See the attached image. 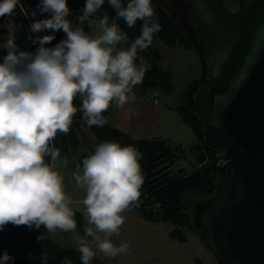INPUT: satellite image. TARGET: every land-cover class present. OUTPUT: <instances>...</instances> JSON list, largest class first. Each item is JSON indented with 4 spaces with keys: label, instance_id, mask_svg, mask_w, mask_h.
Segmentation results:
<instances>
[{
    "label": "clouds",
    "instance_id": "obj_1",
    "mask_svg": "<svg viewBox=\"0 0 264 264\" xmlns=\"http://www.w3.org/2000/svg\"><path fill=\"white\" fill-rule=\"evenodd\" d=\"M104 3L86 0L79 24L74 25L68 19V0H40L39 11L51 18L32 23L31 32L63 30L66 38L46 47L55 37L36 36L32 42L39 47L34 53L18 50L11 33L0 45L7 49L0 63V231L11 223L43 226L49 235L57 230L75 232V215L82 204L84 235L73 237L82 264H91L97 250L107 258L131 254L128 243L117 246L112 238L125 222L123 213L139 207L140 153L133 145L98 144L83 159L82 169L77 165L72 174L75 186L84 192L82 200L74 201L55 168L60 149L54 141L58 133L68 134L77 112L89 127H104L110 106L123 109L135 100L133 88L142 83L146 71L142 57L136 63L138 51L148 49L161 30L152 0H108L116 17L109 22L104 15L97 31L90 17ZM18 4L19 0H2L0 17L11 16ZM119 19L129 28L142 21L141 33L130 45ZM85 22L90 32L85 31ZM13 259L4 251L0 264ZM62 264L73 262L66 257Z\"/></svg>",
    "mask_w": 264,
    "mask_h": 264
},
{
    "label": "water",
    "instance_id": "obj_2",
    "mask_svg": "<svg viewBox=\"0 0 264 264\" xmlns=\"http://www.w3.org/2000/svg\"><path fill=\"white\" fill-rule=\"evenodd\" d=\"M238 1L237 11L223 0L169 8L202 64L182 99L227 165L214 194L193 203L195 226L219 264H264V0Z\"/></svg>",
    "mask_w": 264,
    "mask_h": 264
},
{
    "label": "trees",
    "instance_id": "obj_3",
    "mask_svg": "<svg viewBox=\"0 0 264 264\" xmlns=\"http://www.w3.org/2000/svg\"><path fill=\"white\" fill-rule=\"evenodd\" d=\"M2 2V0H0ZM86 0H68L70 11L82 14ZM40 0H19L15 11L11 16L0 17V24L10 21L14 27V38L20 51L35 52L39 44H33L36 36L53 35L55 39L46 47H54L61 41L62 30H45L32 33L30 25L37 20L51 18L50 13H41L37 7ZM126 3V0H125ZM155 20L161 25V30L154 34L151 46L138 51L137 65L148 63L141 84L134 86L133 90L146 94L156 91L161 96V105L165 108L175 110L195 134L197 141L190 147L191 156L188 157L183 147L179 144L173 145L172 139L168 137H154L150 140L135 139L126 132L112 126L110 122L109 109L104 113L108 124L104 127H89L82 119V113L77 112L73 117V123L68 134L58 133L54 141L55 147L60 149V158L67 159L75 156L82 169L83 159L94 153L98 144L105 141L119 142L121 146L133 145L140 153L139 164L143 176V184L140 189L141 196L139 207L131 211H138L150 222L169 221L175 228L170 232L172 239L180 242L188 240V232L195 224L187 211L185 198L194 193L211 196L216 191L219 180L227 173V165L221 161L224 152L207 145L206 126L199 116L189 106L184 104L181 95L173 96V79L169 70L162 63L164 54L158 45L162 42L169 49L182 48L193 49V44L187 36L181 24L170 14L160 0H152ZM36 12L33 16L32 13ZM104 15L109 17V22L116 17L115 10L105 0L104 5L92 17L102 19ZM122 31L128 35L129 45L141 33L142 21H137L134 27L129 28L123 19L117 21ZM29 36L32 39H29ZM7 55V49H3L0 55V63ZM189 87V85L187 86ZM185 88V90L187 89ZM180 96V98H179ZM79 106L80 101L75 102ZM91 133L96 142L89 143L88 134ZM87 145L88 149L82 148ZM193 159L191 166L180 167L179 161ZM46 162H51L47 157ZM81 235H84L83 216L77 211L75 215ZM44 235L43 239H37ZM54 235H49L42 226L36 229L27 225L15 226L11 223L0 231V256L7 251L14 259L9 264H62L67 257L73 264H82L80 253L73 247H64L57 243ZM91 264H107L96 256ZM195 264H202L196 260Z\"/></svg>",
    "mask_w": 264,
    "mask_h": 264
},
{
    "label": "rangeland",
    "instance_id": "obj_4",
    "mask_svg": "<svg viewBox=\"0 0 264 264\" xmlns=\"http://www.w3.org/2000/svg\"><path fill=\"white\" fill-rule=\"evenodd\" d=\"M164 2L162 1V4L181 24L180 18L176 16L174 11H171L169 6H167L166 1ZM223 2L229 10L236 11L239 9L238 0H223ZM10 33L14 35L12 22L6 21L5 23L0 24V45H3L6 42ZM65 38L66 35L64 33L62 39ZM158 45L165 57L162 65L172 74L174 86L173 96L177 97L180 93L179 95H181V98L180 96L179 98L181 101L184 93L189 88L187 86H190V84H192L201 75L202 64L199 55L195 48L191 50L182 48L172 50L160 41H158ZM3 49V47H0V55ZM145 64L147 67L148 63L145 62ZM186 87L187 89L185 90ZM146 94L141 95L143 98L151 100L147 98ZM152 101L155 102L154 100ZM171 131H175V128ZM178 131V134H176L178 138L171 141L174 146L177 144L181 145L187 156L190 157V147L197 141V138L187 126L184 127L183 125V127ZM91 137L92 139H95V137L89 133V141L93 144L94 141L91 140ZM178 139L180 140L178 141ZM82 148L88 149V146L85 145ZM191 160L193 159H183L182 161H179V166L189 167L191 166ZM77 165H79V163L74 155L69 159L65 157L59 158L55 165L56 170H58L64 177V185L67 194H69L74 201H80L84 197L83 190H80L75 186V181L72 175L76 171ZM203 197L206 196L190 193L185 198L186 208L193 223V203L198 202ZM80 209L81 210L79 212L83 216L82 204L80 205ZM123 215L126 219L120 228V233L112 239L117 246L121 242L128 243L130 245L131 254L118 255L115 258H107L97 250L96 257L103 262L107 264H195L196 260H200L202 264H219L215 255L203 242L202 235L196 226H193L191 230H186L188 232V240L186 242H180L171 238L170 232L175 228V226L169 221L150 222L146 220L138 211H127L123 213ZM83 224L85 225L84 217ZM77 234L81 235L78 224L75 232L65 233L57 230L54 235V239L57 243L64 247H73L77 249L78 246L76 241L73 239V237Z\"/></svg>",
    "mask_w": 264,
    "mask_h": 264
},
{
    "label": "crops",
    "instance_id": "obj_5",
    "mask_svg": "<svg viewBox=\"0 0 264 264\" xmlns=\"http://www.w3.org/2000/svg\"><path fill=\"white\" fill-rule=\"evenodd\" d=\"M80 15L82 14L79 12L70 11L68 19L74 25L79 24L78 17ZM90 19L93 21V28L98 31L100 19L96 17H90ZM84 28L85 31L90 32L87 22H85ZM63 36L64 32L62 30ZM61 40L63 39L61 38ZM133 92L135 93V100L127 103L123 109L117 108L114 104L109 107L112 126L126 132L135 139L150 140L154 137H168L173 140L178 138L176 135L179 132L178 130L183 125L186 127L180 115L175 114L177 113L175 110L165 108L161 104L143 98L135 90ZM174 128L175 131L172 132L171 130ZM91 140L94 141L93 144L96 142L92 137ZM89 143L92 144L90 141Z\"/></svg>",
    "mask_w": 264,
    "mask_h": 264
},
{
    "label": "built area",
    "instance_id": "obj_6",
    "mask_svg": "<svg viewBox=\"0 0 264 264\" xmlns=\"http://www.w3.org/2000/svg\"><path fill=\"white\" fill-rule=\"evenodd\" d=\"M147 98L148 99H151V100H154L156 103L158 104H161V96L159 95L158 92L156 91H149L147 94H146ZM224 159V158H223ZM224 160L221 161V163L223 162ZM223 164V163H222ZM225 165V164H223Z\"/></svg>",
    "mask_w": 264,
    "mask_h": 264
},
{
    "label": "flooded vegetation",
    "instance_id": "obj_7",
    "mask_svg": "<svg viewBox=\"0 0 264 264\" xmlns=\"http://www.w3.org/2000/svg\"><path fill=\"white\" fill-rule=\"evenodd\" d=\"M163 1V0H162ZM161 1V2H162ZM164 2V1H163ZM165 3V2H164ZM167 3H168V5L167 6H172L173 5V7L176 9L177 8V10L179 11V8H178V0H167ZM232 11V10H231ZM237 11V10H236Z\"/></svg>",
    "mask_w": 264,
    "mask_h": 264
}]
</instances>
